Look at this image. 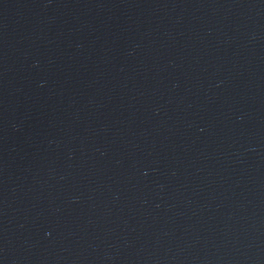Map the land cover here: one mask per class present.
<instances>
[{"label": "water", "instance_id": "obj_1", "mask_svg": "<svg viewBox=\"0 0 264 264\" xmlns=\"http://www.w3.org/2000/svg\"><path fill=\"white\" fill-rule=\"evenodd\" d=\"M0 264H264V0H0Z\"/></svg>", "mask_w": 264, "mask_h": 264}]
</instances>
